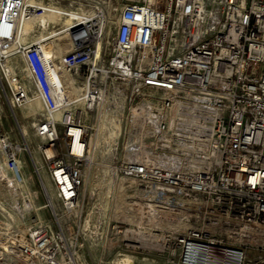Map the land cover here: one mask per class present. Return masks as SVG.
<instances>
[{"label": "built area", "instance_id": "1", "mask_svg": "<svg viewBox=\"0 0 264 264\" xmlns=\"http://www.w3.org/2000/svg\"><path fill=\"white\" fill-rule=\"evenodd\" d=\"M0 89L13 113L40 97L43 167L81 225L34 220L0 237L4 257L72 264L88 239L141 250L136 230L166 236L173 264H264V234L245 230L264 229V0H0ZM23 151L0 110L14 194Z\"/></svg>", "mask_w": 264, "mask_h": 264}, {"label": "rangeland", "instance_id": "2", "mask_svg": "<svg viewBox=\"0 0 264 264\" xmlns=\"http://www.w3.org/2000/svg\"><path fill=\"white\" fill-rule=\"evenodd\" d=\"M20 64L23 65L22 62ZM40 109L33 111L28 107L16 110L13 113L0 89L2 131L7 133L16 145L28 150L23 151L21 154V159L25 163L24 175L27 187L25 189L21 188L20 194L14 195V192H9L6 188L0 186V232L2 237H6L5 234L11 235L14 231H22L24 227L31 224L34 220L46 221L52 226L54 231L64 229L66 234L72 231L77 233V229L81 226L79 213H69L64 206L57 202L48 184L47 175L38 150L41 141L34 134L32 117L28 118L32 114L39 112ZM102 153V151L99 153V161H102ZM98 175L95 176L94 171L93 177L96 178ZM89 190L92 191L91 182L89 183ZM90 197L87 199L88 202L85 206V215L91 211L93 206L94 198ZM30 200L35 209L29 213L22 214L20 210L26 211L24 206ZM87 204L90 205L89 209ZM132 222L134 223L135 221L132 220ZM89 225H92L91 221ZM87 230H89V226ZM150 234L160 238L156 233ZM161 239H165L167 245V237L161 236ZM79 243H83L84 246L78 250L80 262H77V264H118L120 263L119 261L128 258L133 260V264H173V262H170L168 254H162L158 251L143 249L130 250L128 252L121 250L109 251L104 243L92 239H88V242L82 240ZM150 248H153V246ZM0 264L28 263L17 256L4 257L0 251Z\"/></svg>", "mask_w": 264, "mask_h": 264}, {"label": "bare ground", "instance_id": "3", "mask_svg": "<svg viewBox=\"0 0 264 264\" xmlns=\"http://www.w3.org/2000/svg\"><path fill=\"white\" fill-rule=\"evenodd\" d=\"M42 20H43V22H45V19H42ZM30 29H31V25L27 22L25 24V33H28L30 31ZM77 90H78L77 88L74 89V92H73V94L71 96L73 99L76 98V96H77ZM31 100H32V102L30 103V106H29L30 109H32L33 111H36V110L42 108V105H41V102H40V97L38 95H34ZM109 123L112 124V122H109ZM117 125L118 124H116V126ZM105 129H106V124L105 123H103V124L101 123V127L98 129V131H96V133L98 132V135H97V138H96V142H97L98 145L104 146L103 145V142H104V134H103V132H106ZM111 133L113 134L115 132L113 131ZM25 150H27V149H25ZM35 166H36V162H35ZM94 171H95V176L98 175V172H99V175L96 178L93 177ZM90 175L92 176V178H91L92 192L93 193L94 192L95 193L99 192L98 194H101L100 196H102L103 188H104L105 185L103 183V179L104 178L102 177L100 166L96 165L94 170L92 171V174H90ZM0 177L6 178L5 173L1 172V170H0ZM21 178H23L24 183L20 186V188L25 189L27 187V182H26L25 175H24V168H23V173L21 175ZM47 181H48V179H47ZM10 182H11L10 178H8V180H6L4 182H2V180L0 178V186L3 187V188H6L9 192L10 191L13 192L14 185L12 183H10ZM48 184L50 186V183H48ZM24 207L26 208V211L20 210V212L22 214H24L26 212L29 213V212H31V210L33 211V209H35L33 207V205H32L31 200H30L29 203L25 204ZM132 220H134L135 222L133 223ZM130 221L136 226H140L142 224V219H139V218H131ZM147 222H148L147 225H149V227L151 228V224L153 223L152 218H149L147 220ZM245 230L248 231V232L257 233L259 235H263L264 234V229L261 228V227H257V226L256 227L255 226L254 227H247ZM1 235H2V233L0 232V237H1ZM13 235H14V237L17 236L18 238H21V237L24 236V231L23 230L22 231H14ZM130 236H131V239L133 240V242L140 243L141 247L144 250L162 252V250L167 246L165 239H161V237L159 238L158 236L152 235L150 233L138 232L136 230L135 231L133 230V231L130 232ZM18 240L20 241V239H18ZM256 244H258V242ZM0 245H1L0 248L3 247L5 249H9L7 244L4 241H2L1 239H0ZM258 245L261 246L262 244L260 243ZM152 246H153V248H150ZM16 253L21 258L20 254L18 252H16ZM76 256H77V254H76ZM77 262H80L79 255L74 258L72 264H77ZM119 262L120 263H118V264H133V260H131L129 258L128 259H123V260H121ZM27 263H29V262H27Z\"/></svg>", "mask_w": 264, "mask_h": 264}]
</instances>
